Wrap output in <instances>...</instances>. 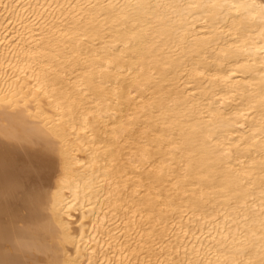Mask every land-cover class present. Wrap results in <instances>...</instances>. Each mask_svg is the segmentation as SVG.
I'll use <instances>...</instances> for the list:
<instances>
[{"label":"bare ground","instance_id":"bare-ground-1","mask_svg":"<svg viewBox=\"0 0 264 264\" xmlns=\"http://www.w3.org/2000/svg\"><path fill=\"white\" fill-rule=\"evenodd\" d=\"M1 12L0 264H264V0Z\"/></svg>","mask_w":264,"mask_h":264},{"label":"rangeland","instance_id":"rangeland-1","mask_svg":"<svg viewBox=\"0 0 264 264\" xmlns=\"http://www.w3.org/2000/svg\"><path fill=\"white\" fill-rule=\"evenodd\" d=\"M0 14H3V13L1 12ZM112 223H113V222H111V224H110V223H109V224L112 226V225H113ZM118 223H119V222H118ZM118 223H116V225H117Z\"/></svg>","mask_w":264,"mask_h":264}]
</instances>
